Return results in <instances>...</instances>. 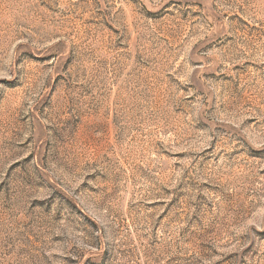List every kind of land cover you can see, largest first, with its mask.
<instances>
[{
	"label": "rangeland",
	"instance_id": "374dc122",
	"mask_svg": "<svg viewBox=\"0 0 264 264\" xmlns=\"http://www.w3.org/2000/svg\"><path fill=\"white\" fill-rule=\"evenodd\" d=\"M0 264H264V0H0Z\"/></svg>",
	"mask_w": 264,
	"mask_h": 264
}]
</instances>
